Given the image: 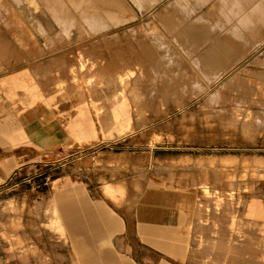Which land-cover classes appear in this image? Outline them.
<instances>
[{"label":"rangeland","instance_id":"1","mask_svg":"<svg viewBox=\"0 0 264 264\" xmlns=\"http://www.w3.org/2000/svg\"><path fill=\"white\" fill-rule=\"evenodd\" d=\"M6 1L0 71L20 74L30 101L37 91L81 120L82 134L25 158L0 182V264H83L66 223L52 222L62 216L66 180L93 211L102 206L116 218L111 231L103 222L81 226L87 264H109L106 255L112 264H264V0L211 19V2L133 4L138 17L126 26L69 18L76 15L59 0H48L51 15L39 18ZM244 15L249 28L238 26ZM150 187L192 199L177 251L155 242L140 218ZM32 245L35 256L23 252Z\"/></svg>","mask_w":264,"mask_h":264},{"label":"crops","instance_id":"2","mask_svg":"<svg viewBox=\"0 0 264 264\" xmlns=\"http://www.w3.org/2000/svg\"><path fill=\"white\" fill-rule=\"evenodd\" d=\"M158 1L160 0H143L142 5L145 9V3H157ZM189 1L195 5H202L201 2L195 3L196 0ZM182 2L184 5L188 4L187 0H180L177 3L182 4ZM210 2L213 4V1ZM130 3L138 13L134 7L136 5L131 1ZM229 9L223 8L219 12L228 13ZM215 17L217 22L218 17ZM46 69L47 67H44L42 70ZM16 75L17 77L14 74H5L0 71V182L7 178L25 158L37 156L63 143L73 142L82 134V131L77 129L78 123L80 125L82 123L81 120L73 119L65 110L48 107V104L40 101L41 95H38L37 91L33 93L35 100L30 101L29 96H26L28 91L26 87L24 88V83H21L22 76ZM61 186L66 191V197L63 198L60 207L62 216L52 217V222L61 230L65 229L64 224L66 223L77 254L82 263L87 264L90 256L84 250L85 235L82 233L81 226L103 222L107 229L109 227L108 231H111V228L115 230L117 227L116 218L104 212L102 206L100 212L93 211L94 206L88 198L78 199L76 196L79 187L71 181L66 180L61 183ZM107 189L113 193L114 187L108 186ZM192 204V199L182 195H171L151 187L144 191L138 201L140 218L145 223L151 224L149 230L153 235V240L165 248L176 251L179 250L183 241L181 231L190 220L183 208H189ZM39 207L43 208V206ZM173 243L174 246L171 245ZM113 261L112 255L104 257V262L112 264ZM117 262L131 264L120 259H117Z\"/></svg>","mask_w":264,"mask_h":264},{"label":"bare ground","instance_id":"3","mask_svg":"<svg viewBox=\"0 0 264 264\" xmlns=\"http://www.w3.org/2000/svg\"><path fill=\"white\" fill-rule=\"evenodd\" d=\"M131 2H133L138 8L139 10L143 9V0H130ZM129 0H59V2L61 4L64 5V10L65 12L70 10L72 11V13L76 16H69V18H74V17H78L80 19H82L83 21L89 23V24H94V22H101L100 19L102 18H105L106 20H110V22H115V24H119V26H126L127 24H131V22L135 21L138 17V13L135 12V9L132 8V5L130 3ZM210 1H215L209 8L208 11H205L204 14L207 15V18H209L212 14L214 15H217L218 13L221 14L219 12V10L225 8H230L229 11H232V13L235 14V17L237 16L236 14V11L239 12V8L242 7L241 5V2H243V0H196L195 3H202V4H205L207 2H210ZM249 3L251 0H247ZM48 0H14V3L15 5H17V7H24L26 6L28 8V10L30 11L32 17L34 18H39L37 15V12H44V13H47V14H50V11L48 10L46 4H47ZM0 3L3 4V5H6L7 4V1L6 0H0ZM244 3V2H243ZM259 9L257 10V12L259 13L257 15V19L259 20L260 23H263L264 24V2L261 1L259 3V5L257 6ZM238 8V10H237ZM196 11V9H194ZM7 11L9 13H12L13 10H10L7 8ZM193 11V10H191ZM242 11V10H241ZM27 12V11H25ZM200 13V12H198ZM228 13H231V12H228ZM255 12H253V15H254ZM197 14V13H196ZM202 14V13H201ZM29 15V13H28ZM203 15V14H202ZM222 15V14H221ZM228 14H226L227 16ZM240 15V14H238ZM256 15V14H255ZM196 16V15H195ZM229 16V15H228ZM245 17H242L240 18L239 20V27L240 28H244V26L246 28H249V25L252 24V18L250 17H246V15H244ZM251 17H253L252 15H250ZM51 17V16H50ZM202 17V16H201ZM203 18V17H202ZM204 18H206L204 16ZM203 18V19H204ZM206 18V19H207ZM227 18V17H226ZM51 19L53 21H55V17H51ZM145 19V18H144ZM230 19V18H229ZM39 21V24L37 23L38 25V28L43 32V33H47L49 29H47V27L45 26L44 23L40 22ZM227 21V20H226ZM232 21V20H231ZM36 23V22H35ZM229 23V22H227ZM74 24V21H71V22H67V28L70 29V27ZM102 25V24H101ZM132 25V24H131ZM219 25V24H218ZM229 25V24H228ZM17 26V25H16ZM18 26L20 27H25V25L22 23V21H20V23H18ZM17 26V27H18ZM105 26V25H104ZM115 26V25H114ZM220 26V25H219ZM222 26V25H221ZM234 26V25H232ZM163 27V25H162ZM166 28V27H165ZM195 28V27H194ZM198 28V26H197ZM202 28V27H201ZM231 30H232V27H230ZM238 28V27H237ZM239 29V28H238ZM238 29H235L236 31ZM230 30V29H229ZM47 31V32H46ZM197 31V29H196ZM240 30H238L239 32ZM185 32V31H184ZM189 32V31H187ZM191 32V31H190ZM193 32V30H192ZM206 32V31H205ZM204 32V33H205ZM242 32V31H240ZM194 33V32H193ZM196 33V32H195ZM236 33V32H235ZM184 34V33H183ZM195 35V34H194ZM193 35V36H194ZM199 35V34H198ZM239 35V34H238ZM185 36V35H184ZM37 39V38H36ZM46 41V40H45ZM246 41V40H245ZM262 41V40H261ZM264 41V40H263ZM259 42V41H258ZM262 43V42H261ZM260 43V44H261ZM263 45V44H262ZM28 48V47H27ZM250 49V48H249ZM28 51V50H27ZM25 52V51H24ZM243 57V56H242ZM242 61V60H241ZM217 94H220L219 92H215V93H212L211 96H210V100L209 101H212L214 99V97H216ZM232 101V100H231ZM228 103V102H227ZM233 103V102H232ZM235 103V102H234ZM239 103V101H238ZM224 104V103H223ZM254 104V103H253ZM237 107V106H236ZM253 107V106H252ZM236 109H242V110H246L248 113L254 111V109L252 108H247L244 109L242 107H237ZM243 120H244V117H243ZM105 125V124H104ZM106 126V125H105ZM254 208V207H253ZM251 214L253 216L257 215V213H255L253 211V209H251ZM259 215V214H258ZM38 225V224H37ZM35 226V225H34ZM36 234V233H35ZM34 238V237H33ZM41 238V237H40ZM40 240V239H39ZM35 241V240H34ZM37 242V240H36ZM35 243V242H34ZM33 246V245H32ZM23 248V252H26L28 253V250L31 251L30 253L34 254V256L36 255L37 253V249H35V247L33 246V248H31L30 246V249L29 248H26L25 246L22 247ZM41 249V247H40ZM49 250V249H48ZM46 250V251H48ZM40 251V250H39ZM50 251V250H49ZM48 251V252H49ZM41 252V251H40ZM28 253V254H30ZM30 255V257H34L33 255ZM41 256V253L39 254ZM46 256V254H44ZM39 256V257H40ZM54 256V255H53ZM42 257V256H41ZM41 257L39 259H41ZM48 257H51V256H48ZM56 257V256H55ZM47 258V257H46ZM28 259V258H27ZM50 259V258H49ZM52 259V258H51ZM44 260V259H43ZM42 261V260H40ZM49 261V260H48ZM48 261H45L48 262ZM28 262V261H27ZM40 263V262H39ZM41 264V263H40ZM43 264V262H42Z\"/></svg>","mask_w":264,"mask_h":264}]
</instances>
